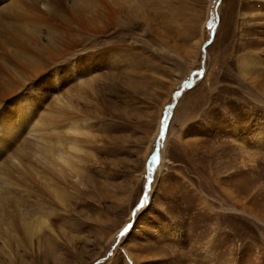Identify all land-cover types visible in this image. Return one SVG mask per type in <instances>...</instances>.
I'll return each instance as SVG.
<instances>
[{
  "label": "rangeland",
  "instance_id": "rangeland-1",
  "mask_svg": "<svg viewBox=\"0 0 264 264\" xmlns=\"http://www.w3.org/2000/svg\"><path fill=\"white\" fill-rule=\"evenodd\" d=\"M107 25L5 65L0 264H264V64H238L264 60V0H121ZM21 96L39 124L8 137Z\"/></svg>",
  "mask_w": 264,
  "mask_h": 264
},
{
  "label": "bare ground",
  "instance_id": "bare-ground-1",
  "mask_svg": "<svg viewBox=\"0 0 264 264\" xmlns=\"http://www.w3.org/2000/svg\"><path fill=\"white\" fill-rule=\"evenodd\" d=\"M120 1L0 0V62L3 65V67L0 66V81L12 83L13 80L10 78L13 76V72L8 69L17 71L25 78L40 73L50 61L64 56L66 51L75 45L77 32H93L98 28L108 26L109 22L111 24L116 6ZM43 33L47 35L45 42L42 40ZM8 63H10V68L8 66L7 69L5 65ZM238 64L241 72L248 75L258 65L264 64V60L259 53H246L240 56ZM9 82L7 83L10 84ZM0 84L2 85L1 82ZM12 84L10 87L6 85L8 90L11 89ZM0 91L2 92L4 89H0ZM21 97L23 98L17 99L14 107L11 108L13 116H9L8 126H6L8 137L17 133L19 129L27 128V126L34 128L39 124L38 121L33 120L32 116L35 108L33 99L27 96ZM7 139L5 140L7 141ZM50 147L52 148V145Z\"/></svg>",
  "mask_w": 264,
  "mask_h": 264
},
{
  "label": "snow or ice",
  "instance_id": "snow-or-ice-1",
  "mask_svg": "<svg viewBox=\"0 0 264 264\" xmlns=\"http://www.w3.org/2000/svg\"><path fill=\"white\" fill-rule=\"evenodd\" d=\"M209 26L212 27L213 25H209ZM68 67H69V65H63V66H62L61 68H59V69H53V71H57V70H59V71H63L65 68H68ZM193 75H205V72L201 71V72H199V73H194ZM190 83H191V82H185V85H184V86H185V87H190ZM176 95L179 96L180 93L177 92ZM22 98H23V97H17L18 100H19V99H22ZM169 107L171 108V105H170ZM168 120H169V114L166 112V114L164 115L163 120L161 121V129H160V133H159V135H160V140H163V138H164V136H165V133H166V131H167V129H168ZM158 143H159V142H158ZM2 155H3V153H2V151H0V156H2ZM158 159H159V155H158V153H156V154H153V155L151 156V158L149 159V161H148V173H149V176H148V183H149V184L151 183V179H152V177H151V173H152V171H153V167H152V166L158 162ZM145 199H146V197H145L144 199L141 200L140 205H139L140 207H143V206H144ZM131 227H132L131 224L127 225V226L124 228V230L120 233V235H121V236L125 235V233H127V232L131 229Z\"/></svg>",
  "mask_w": 264,
  "mask_h": 264
}]
</instances>
